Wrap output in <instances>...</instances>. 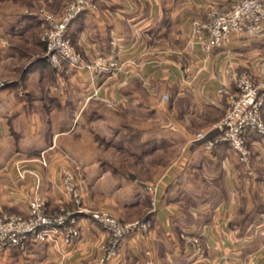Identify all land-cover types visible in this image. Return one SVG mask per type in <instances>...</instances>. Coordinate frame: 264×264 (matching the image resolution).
<instances>
[{"label": "crops", "instance_id": "0c3cea01", "mask_svg": "<svg viewBox=\"0 0 264 264\" xmlns=\"http://www.w3.org/2000/svg\"><path fill=\"white\" fill-rule=\"evenodd\" d=\"M66 1L0 0V76L10 74L0 88V210L27 213L34 175L20 180L17 166L36 174L47 210L55 209L65 198L61 177L69 156L79 168L84 204L106 208L121 220H132L144 207L143 186L159 187L156 210L137 213L152 216V233L128 237L108 264H188L193 252L181 239L183 230L201 236L213 264H264V137L246 136L250 168L226 142L213 152L186 143L180 157L187 160L177 158L169 167L163 156L164 142L178 144L225 116L238 75L262 81L264 28L254 38L233 36L206 54L189 47L191 20L205 19L212 6L227 9V0H94L96 8L70 24L69 37L85 61L116 51L121 69L91 80L84 71L66 68V86L55 93L51 85L58 73L39 41L40 11L59 12ZM101 123L111 128V138L92 131ZM103 140L119 149L138 142L142 152L133 153L144 162L133 168L118 152L101 151ZM41 150L46 166L35 160ZM186 161L189 183L196 187L194 180L202 177L208 192L193 203L174 194L184 184ZM139 171L147 176L130 177ZM215 191L221 194L213 197ZM186 204L191 212L183 209ZM79 222L81 236L73 244L47 243L24 256L1 251L0 264H96L106 232L85 216Z\"/></svg>", "mask_w": 264, "mask_h": 264}, {"label": "built area", "instance_id": "2783aa9c", "mask_svg": "<svg viewBox=\"0 0 264 264\" xmlns=\"http://www.w3.org/2000/svg\"><path fill=\"white\" fill-rule=\"evenodd\" d=\"M227 1L230 2V7L227 9L212 6L205 19L192 20L190 49L198 46L206 54H211L225 47L233 36L254 38L262 33L264 0ZM95 8L94 0H69L58 14H52L43 9L40 11L43 21L41 41L45 46L44 57L56 71L63 73L66 68L81 70L88 73L92 80L99 74L121 69L116 51L108 56L98 55L90 61H85L69 37L68 31L73 20L81 13ZM259 74L262 77L260 83H257L253 75L248 73L235 78L238 91L229 95V105L225 116L210 129L201 130L188 138L189 145L200 147L206 152H213L216 146L226 142L238 155L240 162L250 168L252 150L246 136L252 132L264 137L262 113L264 61L260 63ZM3 86L4 84L0 82V88ZM65 86L66 81L60 74L51 90L59 93ZM162 99L169 100V96L164 94ZM171 128L176 130L174 125H171ZM37 154L36 161L46 166L45 150ZM26 173L34 175V187L28 202V210L25 215L0 210V252L15 250L24 256L31 247L47 243L69 246L79 237V218L83 215H89L106 232L96 264L112 262L121 244L128 237L136 235L138 238L146 239L152 233L154 223L150 216L124 221L108 209L88 208L84 204L79 178L69 167L63 169L61 179L62 193L67 199L49 212L36 174L17 166V175L20 179H23ZM252 173L250 170V174ZM146 191L150 195L152 211H155L159 203V187L155 184H147ZM67 204H71L72 207L68 208ZM180 236L185 246L193 252V257L188 264H213L205 255V246L200 235L183 230ZM150 253L147 251V254Z\"/></svg>", "mask_w": 264, "mask_h": 264}, {"label": "rangeland", "instance_id": "374dc122", "mask_svg": "<svg viewBox=\"0 0 264 264\" xmlns=\"http://www.w3.org/2000/svg\"><path fill=\"white\" fill-rule=\"evenodd\" d=\"M69 0H67L66 2H68ZM65 5V4H64ZM64 7V6H63ZM63 9V8H62ZM62 9L59 11V12H50V11H47V12H49V13H52V14H58V13H60L61 11H62ZM40 19H41V16H40ZM193 19H196V18H193ZM192 19V20H193ZM199 19H202V18H199ZM192 20H191V22H192ZM42 31H43V21H42V19H41V26H40V32H39V41L43 44V42L41 41V33H42ZM44 53H45V50H44ZM11 64V63H10ZM10 64L8 63V64H6V66L4 67V72L5 71H9L10 70ZM12 65V64H11ZM52 66V65H51ZM10 67V68H9ZM53 68V67H52ZM54 69V68H53ZM55 70V69H54ZM65 71H66V69L64 70V72L62 73H60V72H58L57 71V73H58V75H60L61 74V76H63V74H65ZM10 74H7V73H4V76L5 77H8ZM57 75V76H58ZM5 77H1L0 76V82H2L3 84L5 83V81H6V78ZM10 77V76H9ZM8 77V78H9ZM58 78V77H57ZM63 78H64V76H63ZM5 80V81H4ZM58 80V79H57ZM66 81V80H65ZM56 84V82L54 83V84H52L51 85V87L52 86H54ZM1 88H3V87H1ZM170 128H171V126H170ZM177 129V128H176ZM96 130H100L101 132H104V134H105V136H109V138H111V134H112V131H111V128H109L107 125H106V123H101V125L100 126H97V127H93L92 128V131H96ZM171 130H175V129H172L171 128ZM199 132V131H198ZM93 133V132H92ZM197 133V132H196ZM195 133V134H196ZM185 138V140H183L182 138H179V140H177V143L178 144H174V143H170V142H164V145H163V149H164V162H165V164L167 163V165L166 166H171L175 161L177 162V158H178V160L180 159L181 160V158L183 157L184 159L186 158V156L185 155H183L182 157H180L181 155H182V153H183V147L186 145V143L187 144H189L188 143V138H187V136L185 135L184 136ZM120 140L121 139H123V136L121 135L120 137ZM110 145V146H109ZM189 146V145H188ZM103 147V148H102ZM105 147V148H104ZM100 150L101 151H112V152H118V154L120 155H117V157H119L120 159H121V161L123 162H126L127 161V163H129L133 168H135L136 166H138V164H140V163H142V162H144V160L142 159V158H140L137 154H135V153H133V152H142V149H141V146H140V144L138 143V142H133L132 144H129V145H127L126 147H123L121 144H120V149L119 148H116V146H115V144L113 145H111V144H107L106 143V140H103V142L101 141L100 142ZM118 150V151H117ZM204 150V149H203ZM232 150V149H231ZM205 151V150H204ZM38 152H40V151H38ZM46 152V151H45ZM131 152H132V154H131ZM27 157V156H26ZM36 157H38V154L37 155H35V160L37 159ZM66 159H68V162H69V165L67 166V167H69V168H72L73 169V171H74V173H75V175H76V177H78L79 178V168H75L74 167V160L72 159V158H69V156L68 157H66ZM174 159V160H173ZM25 160H27V161H29V159H25ZM173 160V161H172ZM183 160V159H182ZM186 160H187V158H186ZM179 162V161H178ZM46 163H47V161H46ZM122 165V164H121ZM165 166V167H166ZM124 167H126V165H123V167H121V166H119V168H123V170H124ZM66 168V167H65ZM182 173H183V181H184V184L180 187V189L178 190V191H174V194H176L177 193V195L178 196H181L182 198H183V200H184V202L185 203H193V202H195V201H197V200H201V199H203V196H204V194L206 193H208V192H206L205 191V189L204 188H206V186H204L205 184H204V182L205 181H203V178L202 177H200V178H198V179H196V180H194V182L196 183L197 182V184H196V187L193 185V184H191V183H189V178L187 177V175H189V173L190 172H188L189 171V169H188V161H186V164L185 165H183L182 166ZM25 170H27V169H25ZM27 171H29V170H27ZM128 172V171H127ZM130 172V171H129ZM143 172H145V171H139V174H143V175H139L138 173H132L131 172V174H130V177L132 178V179H137V178H144V177H146L147 175H145V173H143ZM16 173H17V170H16ZM28 175H31V174H29V173H26V175H25V177L23 178V179H20V180H24V179H26L27 177H28ZM62 178V177H61ZM194 178H192V180H193ZM150 184H155V183H150ZM155 185H157V184H155ZM143 192H146V195H142L143 196V203L145 204L144 205V207H140L141 209H139L137 212H136V214H134V218H132V220L133 219H142V218H144L143 217V215L141 214V215H137V213H144L143 212V210L144 211H149V210H151L152 209V205H151V201H150V195H149V193L146 191V186H143ZM221 194V192L220 191H215V192H213L212 193V196L214 197H216L217 195L219 196ZM67 198H64V200H66ZM64 200H62L61 201V203H64L63 201ZM60 203V202H59ZM59 203H57V206L59 205ZM56 206V207H57ZM68 208H71L72 206H71V204H67L66 205ZM148 207V209L146 210V208ZM193 206H188L187 204H186V206H184L183 207V209L184 210H188L189 212H191V208H192ZM99 210V209H106V208H96V209H94V210ZM193 209V208H192ZM52 210H54V208L52 209ZM51 210V211H52ZM51 211H49V212H51ZM190 214V213H189ZM83 216H85V217H87L88 219H91L90 218V216L89 215H83ZM150 217H152V216H150ZM79 220H80V218H79ZM129 221H131V220H129ZM92 222H93V220H92ZM154 223V222H153ZM98 224V223H97ZM101 226V225H100ZM81 228H80V222H79V232L81 231L80 230ZM190 232H191V234H196V233H194V232H192V230H189ZM80 236H81V233L79 234V237H78V239L80 238ZM77 239V240H78ZM76 240V241H77ZM75 241V242H76ZM74 243V242H73ZM72 243V244H73ZM22 259H24V257L22 258Z\"/></svg>", "mask_w": 264, "mask_h": 264}, {"label": "trees", "instance_id": "16d2710c", "mask_svg": "<svg viewBox=\"0 0 264 264\" xmlns=\"http://www.w3.org/2000/svg\"><path fill=\"white\" fill-rule=\"evenodd\" d=\"M42 46H43V51H44V50H45V46H44V44H42ZM46 61H47V63L49 64V66L52 68L50 62H48V60H46ZM149 216H150V215L144 216V218H147V217H149Z\"/></svg>", "mask_w": 264, "mask_h": 264}]
</instances>
